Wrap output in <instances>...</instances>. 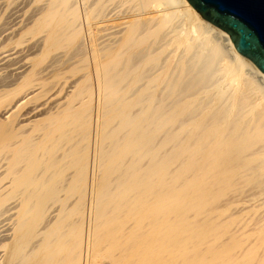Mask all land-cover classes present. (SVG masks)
Masks as SVG:
<instances>
[{
	"label": "bare ground",
	"instance_id": "6f19581e",
	"mask_svg": "<svg viewBox=\"0 0 264 264\" xmlns=\"http://www.w3.org/2000/svg\"><path fill=\"white\" fill-rule=\"evenodd\" d=\"M47 1L0 112V264H264V73L186 0H83L89 58Z\"/></svg>",
	"mask_w": 264,
	"mask_h": 264
},
{
	"label": "rangeland",
	"instance_id": "374dc122",
	"mask_svg": "<svg viewBox=\"0 0 264 264\" xmlns=\"http://www.w3.org/2000/svg\"><path fill=\"white\" fill-rule=\"evenodd\" d=\"M115 2L117 3L116 0L113 1L111 7L115 6L114 4ZM0 3H1L0 4V67H2L0 68V81H1L0 83L1 84L3 83L0 86V112H2L5 109V107H7V109L10 108V110L13 109L17 110L16 114L18 115L19 113L23 112L24 107H21L20 105L17 106L16 100L18 99L20 94H22L25 88L17 89V87L25 80L26 77L29 76L30 73H32V65L35 62V59H40L41 49L44 45V39L46 34L44 29H40L36 31H31V29L37 23L38 18L47 7L48 1L47 0H22V1L0 0ZM84 7H85V3L83 0H75V8L78 15L77 20L81 33V42L83 46L82 54L83 56H85V58H89L88 56L90 51H88V40H89L88 31L93 28H96L97 26L99 27L100 25L99 22L96 21H94L93 24L89 25L85 21V18L83 19L84 13L82 12H84ZM124 7L125 5H121L119 7H115V10H119V9L122 10L124 9ZM34 40L36 42H34ZM34 47L36 48V50ZM48 58L49 57L47 56L45 57V59L42 60V62L40 63V67L45 65L46 60ZM76 60L77 58H75L74 60L72 59V61L70 60L66 61L64 60V58H62L60 61L55 63L53 68L49 69V71L51 72L45 71L41 73V76L44 75V77L45 76L47 77V78L45 77V80L41 79L43 80L42 81L44 84L43 87L45 88L47 85L51 84V82L52 84H55L54 88L62 87L58 95L60 97L65 92L64 90L68 89L67 85L70 84L72 81H74L77 77H80V75H82V73L84 72V70L75 71V68L81 64V62H78ZM16 61L19 62L15 64ZM23 62L25 63L26 68L24 69L22 75L18 77L13 67ZM9 63L11 64L8 66L7 64ZM65 63L68 65H66L64 68L63 66L65 65ZM13 76H16L14 77V80H13ZM15 78L18 79L15 80ZM4 84L5 87L3 86ZM22 123L25 124L26 121Z\"/></svg>",
	"mask_w": 264,
	"mask_h": 264
},
{
	"label": "water",
	"instance_id": "95a60500",
	"mask_svg": "<svg viewBox=\"0 0 264 264\" xmlns=\"http://www.w3.org/2000/svg\"><path fill=\"white\" fill-rule=\"evenodd\" d=\"M264 73V0H186Z\"/></svg>",
	"mask_w": 264,
	"mask_h": 264
}]
</instances>
